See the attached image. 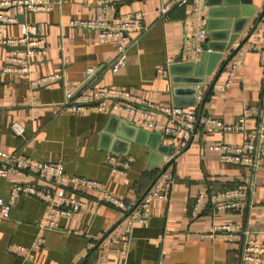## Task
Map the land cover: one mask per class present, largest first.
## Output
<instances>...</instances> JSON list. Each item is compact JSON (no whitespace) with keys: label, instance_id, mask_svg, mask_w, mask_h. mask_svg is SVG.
Listing matches in <instances>:
<instances>
[{"label":"crops","instance_id":"obj_1","mask_svg":"<svg viewBox=\"0 0 264 264\" xmlns=\"http://www.w3.org/2000/svg\"><path fill=\"white\" fill-rule=\"evenodd\" d=\"M169 1L120 0L109 7L108 15L113 21L132 13L140 14L134 29L127 33L125 62L115 72L109 64L115 58L117 43L99 40L94 29L69 25L72 19L91 18L97 9L94 2L64 0L49 12L25 14L15 8L8 9L7 13L16 16L18 22L8 25L5 35H20L21 23H37L48 49L44 57L30 64L27 75H17L1 71L9 48L0 46V152L60 161L67 173L102 182L114 196L138 202L160 169L181 150L178 144L162 135V144L173 147L174 152L165 154L159 166L147 167L151 160L149 147L118 137L111 130L113 127L108 126L113 115L130 123H133L132 116L114 111L72 114L59 110L58 104L66 90L87 91L96 86H111L128 90L150 104L172 105L169 67L193 61L184 49L186 38L198 26L207 35L210 7L203 5L199 21L193 13V0H188L183 6L171 7L162 19L157 10ZM242 1L247 3L244 6L247 16L238 24L237 39L231 47L212 57L211 73L205 84L198 87V93L207 92L202 113L227 123L236 121L244 105H258L264 80V62L259 58L264 32L259 35L255 27L240 47L243 54L239 55V51L232 54L264 8V0ZM263 17L264 14L257 24ZM215 19H220L214 21L215 27L223 24V18ZM234 60L238 61L236 70L229 86L224 87ZM90 66L95 68V73L86 81L84 74ZM59 73L64 74L59 80L38 86L29 84L30 79ZM199 103L196 102L198 110ZM157 119L163 121V115L158 113ZM13 123L21 124L20 136L11 132ZM246 124L249 128L255 127L256 118L248 117ZM139 139L153 142L156 138L141 135ZM241 140L239 133H222L197 124L186 149L165 169L175 178L169 200H153L148 208V222L133 227L127 252L115 242L106 250L103 261L99 260L101 242L125 221V213L100 201L97 190H78L71 184L51 186L56 194L74 196L85 202V207L75 210L70 218L60 217L56 230L39 227L47 209L43 199L19 196L9 218L0 220V264H237L239 240L202 237L200 233L214 224L230 223L249 232L256 244H264V167L255 173L256 185L249 206L215 211L209 199L210 194L233 188L251 173L246 166L225 161L223 151L215 148L224 143L238 144ZM111 153L131 160L125 174L111 171L107 159ZM21 181L34 183L35 179L31 175L21 178L14 173L0 176V197L7 199L12 183ZM194 204L195 215L191 213ZM90 235L95 239H90ZM17 246L27 248L32 256L26 258Z\"/></svg>","mask_w":264,"mask_h":264},{"label":"built area","instance_id":"obj_2","mask_svg":"<svg viewBox=\"0 0 264 264\" xmlns=\"http://www.w3.org/2000/svg\"><path fill=\"white\" fill-rule=\"evenodd\" d=\"M64 0H0V46L9 48L4 58L1 71L17 75H27L30 72V64L47 54V43L40 32V25L35 23H21V34L18 36H6L4 31L8 25L18 22L14 15L7 13L8 9L15 8L19 13L27 12H49ZM80 2H94L96 12L91 18L72 19L69 25L83 29H94L97 37L103 42H116V55L109 64L110 70L115 72L124 64L128 44L127 33L136 26V19L140 14L132 13L124 18L114 20L108 15L111 5L120 0H79ZM188 0H170L158 8L162 19L171 7L183 6ZM205 0H193V13L200 21V11ZM260 35L264 32L263 21L256 26ZM206 37V31L198 26L186 38L184 49L191 60H198L203 47L202 40ZM239 55L243 54L241 49ZM259 58L264 62V40L259 46ZM238 61L234 60L230 66L224 87H228L236 70ZM165 72V71H164ZM95 73V68L90 66L86 69L84 80H90ZM64 76L63 73L51 74L37 79H30L31 86H38L50 81H56ZM202 94L197 93L196 102H200ZM59 110L72 114H81L87 111H114L116 113L128 114L133 117V124L139 128L170 137L179 148L187 146L188 140L197 124H201L209 130L219 132H235L242 135L238 144H221L215 148L222 150L225 161L237 165L246 166L251 173L239 181L233 188L221 190L210 194L209 199L215 211L237 210L247 207L251 203L250 196L256 185L255 173L264 167V80L262 82V93L260 101L256 106L244 105L241 114L235 122L227 123L223 120L199 113L196 104L194 106H175L150 104L147 100L139 98L130 91L111 86H96L90 90H66L63 100L58 104ZM163 115V121H158L157 114ZM248 117L256 118V125L249 128L246 124ZM22 126L19 123L11 124V132L20 136ZM110 169L113 173L125 174L130 166L129 158L122 159L111 153L107 156ZM14 173L18 177L25 178L33 176L34 183L24 181L12 183L10 194L7 199L0 197V220H6L10 216L13 203L19 196H31L43 199L47 209L39 227L42 229H58L60 217L70 218L75 210L85 207V202L80 198L66 194H56L51 186L73 185L78 190L90 189L100 193V201L110 204L125 213V221L118 224L106 241L101 242L99 260L103 261L108 247L118 242L121 248L127 252L131 231L134 226L145 224L149 220V205L153 200L168 201L171 188L175 182L171 171L164 170L152 183L149 190L138 201H126L108 192L104 184L97 180L69 174L64 170L60 161H45L17 156L16 154L0 152V176L5 177ZM38 182L47 184L41 185ZM243 197H246L244 200ZM197 206L193 205L191 213L195 215ZM202 237H220L239 240V257L237 264H264V244H256L249 232L232 227L230 223L214 224L209 230L200 233ZM163 235H160L162 239ZM90 239H95L93 235ZM24 252L26 258L32 254L27 248L17 246Z\"/></svg>","mask_w":264,"mask_h":264},{"label":"water","instance_id":"obj_3","mask_svg":"<svg viewBox=\"0 0 264 264\" xmlns=\"http://www.w3.org/2000/svg\"><path fill=\"white\" fill-rule=\"evenodd\" d=\"M215 1V2H214ZM205 0V5L210 7L208 16L210 20L206 26L207 35L202 40L201 45L203 51L200 54L198 60L187 61L180 64H173L169 67L172 84V105L175 106H194L196 104V96L198 93V87L204 85L207 76L211 73L213 58L217 57L218 51L229 48L235 42L238 37V24H241L242 19L247 16L244 11V6H247L246 1L240 0ZM241 3L242 5H238ZM214 12V14H213ZM219 13V14H218ZM264 14V8L260 12L254 24L251 26L248 33L233 49L232 54L240 49L242 44L248 39L250 34L253 32L261 16ZM215 18H223L222 25L215 27ZM229 58L231 57V55ZM213 57V58H212ZM228 58V59H229ZM228 59L225 61L227 62ZM222 66L219 67L215 73L212 81L209 84V89L213 86L218 74L220 73ZM207 92L202 96L199 103V113L202 112L203 102ZM181 96H187L183 98ZM113 119L109 121V125L113 127L114 134L118 137L128 138L129 140L141 142L142 144L149 147L150 162L147 167H156L163 161L164 155H172L174 152L173 147H168L162 144V135L157 132H148L135 126L133 123L128 122L125 118L113 115ZM146 136L150 138H156L153 142L150 140H140L139 136ZM186 147V146H185ZM182 148L179 152L172 155L171 159L160 169L159 173L152 180V183L161 174L168 164L172 162L177 156H179L186 148ZM157 157V158H156ZM154 159V160H153ZM149 190V189H148ZM147 190V191H148ZM144 196V195H143Z\"/></svg>","mask_w":264,"mask_h":264}]
</instances>
